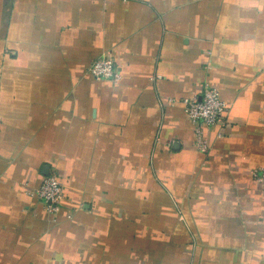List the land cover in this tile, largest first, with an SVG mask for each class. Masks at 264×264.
<instances>
[{
    "label": "crops",
    "instance_id": "obj_1",
    "mask_svg": "<svg viewBox=\"0 0 264 264\" xmlns=\"http://www.w3.org/2000/svg\"><path fill=\"white\" fill-rule=\"evenodd\" d=\"M205 84L206 154L181 104ZM261 170L264 0H0V264H264Z\"/></svg>",
    "mask_w": 264,
    "mask_h": 264
},
{
    "label": "built area",
    "instance_id": "obj_2",
    "mask_svg": "<svg viewBox=\"0 0 264 264\" xmlns=\"http://www.w3.org/2000/svg\"><path fill=\"white\" fill-rule=\"evenodd\" d=\"M88 72L96 79L111 82L119 80V73L116 71L114 62L109 55L92 62ZM174 103L175 101L173 100L168 101L170 105ZM181 104L184 108V116L195 125L196 148L202 153H208L210 146L202 136V128L223 125L228 105L221 99L218 91L207 84L203 86L199 97L185 98L181 100ZM217 136H220V134ZM253 176L259 185L264 184V170H261L260 173L254 172ZM30 196L42 204L44 211L48 215L57 216L62 208L64 193L56 173L52 172L46 175L38 187L30 192Z\"/></svg>",
    "mask_w": 264,
    "mask_h": 264
}]
</instances>
